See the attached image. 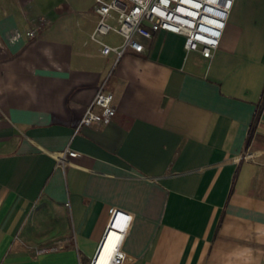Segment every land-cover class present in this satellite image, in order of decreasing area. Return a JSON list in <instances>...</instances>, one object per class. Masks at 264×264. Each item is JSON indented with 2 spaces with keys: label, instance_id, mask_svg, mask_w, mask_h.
I'll return each mask as SVG.
<instances>
[{
  "label": "crops",
  "instance_id": "crops-1",
  "mask_svg": "<svg viewBox=\"0 0 264 264\" xmlns=\"http://www.w3.org/2000/svg\"><path fill=\"white\" fill-rule=\"evenodd\" d=\"M94 3L0 0V264H86L110 209L122 264H264V0L210 59L161 30L103 55ZM98 88L114 114L73 132Z\"/></svg>",
  "mask_w": 264,
  "mask_h": 264
},
{
  "label": "built area",
  "instance_id": "built-area-1",
  "mask_svg": "<svg viewBox=\"0 0 264 264\" xmlns=\"http://www.w3.org/2000/svg\"><path fill=\"white\" fill-rule=\"evenodd\" d=\"M234 0H95L93 12L96 21L89 33V39L100 46V53L105 55L113 52L118 58L124 50L142 52L140 40H149L157 31H165L182 37V47L185 51L198 49L200 56L210 59L212 51L218 46V41L224 27L228 12ZM110 11H114V16ZM115 23L110 24L109 18ZM114 32L121 37L118 45L109 46L101 41V36ZM31 36L32 32H26ZM112 96L109 92L96 90L90 102L77 120L73 132L81 127L92 124H106L114 114L111 105ZM97 108V111L93 110ZM74 157L73 150L65 148L56 157V164L62 166L63 157ZM121 217L123 229H117V238L108 251H102V245L107 230H113L115 217ZM129 215L116 209L108 211V218L98 239L94 251L86 264H122L124 253L120 243L129 221ZM58 246L34 247V252L41 253L56 250Z\"/></svg>",
  "mask_w": 264,
  "mask_h": 264
},
{
  "label": "bare ground",
  "instance_id": "bare-ground-1",
  "mask_svg": "<svg viewBox=\"0 0 264 264\" xmlns=\"http://www.w3.org/2000/svg\"><path fill=\"white\" fill-rule=\"evenodd\" d=\"M109 231H113V230H110V229H109V230H107V232H106V236H107V234H108V232H109ZM115 231H116V230L114 229V231H113V232H115ZM105 238H106V237H105ZM104 240H105V239H104Z\"/></svg>",
  "mask_w": 264,
  "mask_h": 264
}]
</instances>
